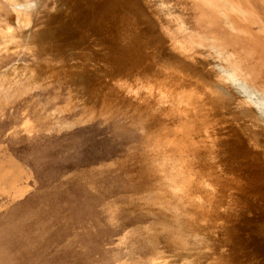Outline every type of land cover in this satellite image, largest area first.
Returning <instances> with one entry per match:
<instances>
[{"label": "rangeland", "instance_id": "374dc122", "mask_svg": "<svg viewBox=\"0 0 264 264\" xmlns=\"http://www.w3.org/2000/svg\"><path fill=\"white\" fill-rule=\"evenodd\" d=\"M134 1L141 4L143 17L169 34L156 32L165 45L174 41L195 69L226 92L218 109L227 113L226 118L217 114L196 80L154 72L149 53L138 47L134 33L115 31V24L100 32L95 10L79 6L71 15L73 23L57 11L55 0H43L36 14L23 11L28 22L22 29H43L49 39L46 63L70 75L35 89L27 82L9 89V78L0 83V264H154L153 259L166 261L168 256L167 262L179 264L184 255L194 254L178 250L167 234L157 243H151L149 235L168 225L173 215L170 208L161 210L155 204L170 175L161 165L163 156L184 153L198 158L199 151H212L208 138L186 139L185 124L195 111L210 120L223 141L221 158L206 161L221 186L220 213L232 204L230 198L249 168L246 154L231 157L228 126L246 127L249 138L259 144L261 139L264 159V136L246 126L247 116L253 120V114L264 113L252 104L250 109L241 106L244 98L238 90L225 87L227 82L211 72L217 65L227 66L219 57L224 45L243 63L250 86L263 91L257 99L264 105V0H226L234 29L224 24L223 16L194 0ZM165 5L180 8L174 13ZM85 11L89 14L83 21ZM17 13L10 0H0V18L8 22ZM6 22L2 24L10 27ZM114 55L133 64V82L117 78L82 83L75 76L81 65L111 66ZM40 61L29 50H0V73L15 63ZM168 84L177 91L165 90ZM236 139L242 147V140ZM226 167L233 173L227 174ZM196 181L201 183L191 190L200 195L204 190L198 173ZM200 204L195 212L209 210ZM260 206L256 213L264 219V205ZM201 217L208 220L211 215ZM231 217L230 233L247 247L254 225L262 220L247 227ZM177 233L184 241L195 235L185 225ZM253 245L242 251L237 264H264V241L253 239Z\"/></svg>", "mask_w": 264, "mask_h": 264}, {"label": "bare ground", "instance_id": "6f19581e", "mask_svg": "<svg viewBox=\"0 0 264 264\" xmlns=\"http://www.w3.org/2000/svg\"><path fill=\"white\" fill-rule=\"evenodd\" d=\"M10 1L18 10V13L14 20H9L8 22L0 18V50L7 53L29 50L42 59V61L29 65L24 63H15L11 65L0 73V83L2 80L9 78L11 79L8 86L9 89H11L13 85L23 82H27L31 88L35 89V87L37 88V86L39 87L47 82L56 80L63 75H65V77L69 76L70 72L62 70L61 68H55L46 63L45 59L49 57L47 47H50V45H48L49 39L45 37L44 30H36L34 27L30 26L26 29H22L28 22V18L23 11L29 10L34 14L38 13L37 11L40 9L43 0H36L34 3H29L28 0ZM71 1L72 0H55L57 11L65 17L67 16L70 22H72L71 15H76V10L79 6H85L89 10L96 11L94 15L100 18V23L97 25V29L100 32H104L107 26L115 24V31L122 29L123 31L134 33L131 35L138 47L142 51L149 53L154 72L196 80L215 107L217 114L224 121L227 113L225 111H218V109L221 108L219 102L226 92L219 90L211 83L215 80L207 78L195 69L189 63L185 54L176 46L174 41L168 47L156 36L158 30H160L162 34H169H167L159 24L154 23L151 18L143 17L140 3L134 0H76L73 1V4ZM158 1L159 0H156V4H158ZM194 1L201 3L202 6L217 13L219 16H223L224 24L234 29L229 17L231 5H229L226 0ZM147 2H149V4L151 3L150 1ZM59 7H63V9H59ZM178 8L177 6L165 5L164 9L177 13ZM88 14L89 13L86 12V14L81 16L83 21L88 17ZM129 20L131 24L128 26ZM86 21L90 24L92 23L91 29H93L92 20L88 18ZM2 22L8 23L10 27L3 25ZM71 56L75 58L76 54L71 53ZM124 57L127 58L126 56ZM219 57L227 66L217 65L211 72L214 71L218 79L221 78L227 82L224 83L225 87L228 86L232 88V90L233 88L238 90L244 98V101L239 100L241 106L249 108V104H252L257 110L264 113V105L259 103L257 99V95H262L263 91L256 90L250 86L249 77L243 68L244 66L242 67L241 65L242 62L240 63L235 54L226 49L224 45L222 51L219 52ZM112 58L113 63L111 66H94L92 68L86 65L78 66L75 69V76H77L82 83L92 82L95 79L111 80L117 78L133 82V64L122 59L121 55H114ZM146 75H149L147 71ZM146 82L147 84H151L149 76H146ZM164 89L168 92L177 91L171 84L166 85ZM81 102L85 103V101L82 100ZM252 118L253 120L247 116L249 121H246V126L255 128L254 131L264 136V116L253 114ZM185 128L187 131L186 139L188 141L195 142L202 139V137L208 138L212 151L210 155H207L201 150L198 153V158H195L196 155L188 156L184 153H180L174 157H169L168 155L163 156L161 165L170 175L165 185L157 193L155 204H157L159 208H170L171 210L169 211H172L173 215L171 213L169 214V211L167 212L169 215H172V217L170 216L171 218L169 217L171 220L170 222L168 221V225L166 224V226L161 227V229L157 227L159 230L155 228L157 231L153 230V233L152 230L149 229V231L151 230V234L149 235L151 238L149 240H151V243H157L160 236L167 234L178 250L185 251L189 249L194 252V254L190 255L183 254L184 257L181 261H178L179 264H196L197 260L198 264H237L239 263L238 260L242 258V251L247 249V247L249 249L255 245H253V239H255L256 242L259 240L261 244L264 241V233L262 232L264 228L263 214H260V212L256 213L259 211L258 207L264 205V159L263 148L260 146V144H262L261 139L259 144L255 138H249L248 136H250V134L247 133L246 127L242 129L238 124H231L228 126L230 129L229 151L231 157L236 152L238 153L237 156H244L246 154L249 157V168L246 171V179L243 183L239 184L237 193L230 198L232 204L224 209L223 215L220 213L223 209V204L221 203V186L216 179L217 177L206 167V161L208 159L218 160L221 158L223 154V141L214 133L210 120L200 111H195L191 120L185 124ZM254 131L252 132L254 133ZM236 138L242 140L244 148H242L243 143H241L242 147H240L241 145H239L240 143ZM182 159H184V161ZM224 170L227 174L233 173V170L229 169V167H226ZM196 173L201 175L203 183L202 190L204 191L201 192L200 195L196 191L193 192L191 190V188H195L201 183L196 181ZM206 195L208 198L205 200ZM198 201L201 203L200 205L202 208L206 206L209 210L202 213L195 212L194 209L196 206H199ZM159 208L157 207V209ZM261 210H263V208ZM201 211L202 210H200V212ZM200 214L204 217L211 215V217L205 220ZM198 215L200 217H198ZM233 215L236 216V220H241L247 227L249 225L252 226L257 219L259 221L262 220L259 224L256 222V226L254 225V228L256 227L255 229H250L252 230L253 239L251 236L247 238V247H243L240 243L239 236L232 235L229 227H227V220ZM184 225L192 228L195 234L189 237L187 239L188 241L181 240L177 233ZM167 235L165 237H167ZM167 259H169V256L166 258V261L155 258L153 262L154 264H170L167 262Z\"/></svg>", "mask_w": 264, "mask_h": 264}]
</instances>
